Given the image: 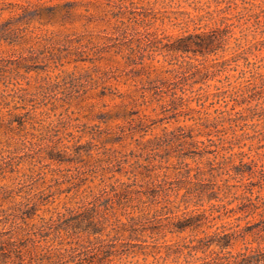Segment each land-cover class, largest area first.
<instances>
[{
  "label": "rangeland",
  "instance_id": "obj_1",
  "mask_svg": "<svg viewBox=\"0 0 264 264\" xmlns=\"http://www.w3.org/2000/svg\"><path fill=\"white\" fill-rule=\"evenodd\" d=\"M217 9L227 5L0 0V231L30 205V227L13 228L30 264L49 262L57 224L79 258L174 264L168 246L201 234L174 222L213 205L208 230L258 221L238 206L249 189L264 197V17L229 8L230 40L197 58L166 61L144 40L200 31Z\"/></svg>",
  "mask_w": 264,
  "mask_h": 264
},
{
  "label": "trees",
  "instance_id": "obj_2",
  "mask_svg": "<svg viewBox=\"0 0 264 264\" xmlns=\"http://www.w3.org/2000/svg\"><path fill=\"white\" fill-rule=\"evenodd\" d=\"M217 5H227V9H217L218 13L213 14L210 18H207L204 14L200 15L201 22H205L203 25L196 27L200 31L163 36L158 33L155 35H153L154 33H147L149 36L144 40L151 45L153 51H159L165 56V60L170 62L172 56L176 54L181 56L187 54L191 58H197L198 55L206 56L216 53L220 49L223 50L224 45L231 38L228 33L231 26L228 22L231 18L227 14L229 8L236 10L240 5H253L256 7L253 14L256 15L257 23L263 24L264 0H217ZM213 20H215V26L208 28ZM261 32H264V29H261ZM251 78L256 79V76H251ZM259 81L264 85V80L259 79ZM172 82H181V79ZM170 84V80H163L160 85L156 86L161 92L165 86L168 87ZM241 172L245 171L241 170ZM247 192L240 198L238 211L244 213V218L252 216L258 220L248 225L247 228H238L237 225L236 227L222 225L213 230H208L216 225L213 221L221 214V206L215 207V205L209 208L204 207L201 212L174 222L176 230L184 231L187 228H192L201 233L176 241L174 243L175 248L174 246H168V255L175 253L177 256L174 264H264V197L256 195L253 189H249ZM212 198H218V195H211L210 199ZM28 206V209L23 211L27 215L21 217L22 221H11L9 231H0V264H30V260L26 257L30 253V249L25 250L22 247L29 239L18 236L17 233L14 234L13 232V228L25 231L30 227L28 221V218H30V205ZM217 212L219 214L216 216ZM3 221L8 222V220ZM86 222L85 225L88 227L94 228L96 225L94 221ZM247 222H252V219ZM83 223L82 220L70 223L67 226L71 228L76 224ZM66 228L62 227V224L55 225L57 239L47 242L43 246V251L48 257L50 256L47 264H105V260L100 258L98 261H93V259H89V261L86 257L79 258L81 247L71 245V243L65 241L66 237L62 234V229L65 230ZM249 234L254 236L253 242H257L256 246H251V242L247 241ZM239 242L246 243V246L236 250L235 248ZM99 254L100 252L97 253V255Z\"/></svg>",
  "mask_w": 264,
  "mask_h": 264
}]
</instances>
